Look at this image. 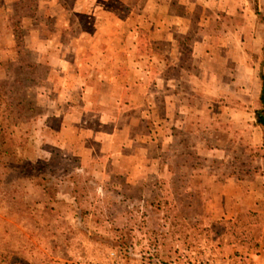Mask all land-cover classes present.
I'll return each instance as SVG.
<instances>
[{
    "label": "rangeland",
    "instance_id": "374dc122",
    "mask_svg": "<svg viewBox=\"0 0 264 264\" xmlns=\"http://www.w3.org/2000/svg\"><path fill=\"white\" fill-rule=\"evenodd\" d=\"M263 46L264 0H0V264L262 252Z\"/></svg>",
    "mask_w": 264,
    "mask_h": 264
},
{
    "label": "trees",
    "instance_id": "16d2710c",
    "mask_svg": "<svg viewBox=\"0 0 264 264\" xmlns=\"http://www.w3.org/2000/svg\"><path fill=\"white\" fill-rule=\"evenodd\" d=\"M263 52H264V46H263ZM260 79H261V88H260L259 100L261 107L260 109H257L255 111V117H256V123L264 127V74L263 73H260Z\"/></svg>",
    "mask_w": 264,
    "mask_h": 264
},
{
    "label": "crops",
    "instance_id": "0c3cea01",
    "mask_svg": "<svg viewBox=\"0 0 264 264\" xmlns=\"http://www.w3.org/2000/svg\"><path fill=\"white\" fill-rule=\"evenodd\" d=\"M252 258H243V264H264V250L261 252L257 250L254 254L251 255ZM246 261V262H245ZM245 262V263H244Z\"/></svg>",
    "mask_w": 264,
    "mask_h": 264
}]
</instances>
